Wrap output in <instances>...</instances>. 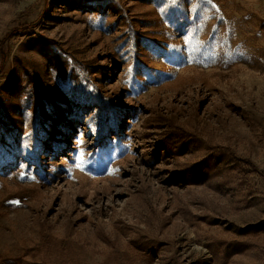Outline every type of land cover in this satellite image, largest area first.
<instances>
[{
    "label": "rangeland",
    "instance_id": "374dc122",
    "mask_svg": "<svg viewBox=\"0 0 264 264\" xmlns=\"http://www.w3.org/2000/svg\"><path fill=\"white\" fill-rule=\"evenodd\" d=\"M0 111V264H264V0H0Z\"/></svg>",
    "mask_w": 264,
    "mask_h": 264
},
{
    "label": "trees",
    "instance_id": "16d2710c",
    "mask_svg": "<svg viewBox=\"0 0 264 264\" xmlns=\"http://www.w3.org/2000/svg\"><path fill=\"white\" fill-rule=\"evenodd\" d=\"M2 114H3V112L2 111H0V130H2V131H0V135L3 133V131H5V125H4V120L2 119ZM152 158H154V159H156L157 158V152H153L152 153ZM248 164H249V162H247Z\"/></svg>",
    "mask_w": 264,
    "mask_h": 264
},
{
    "label": "snow or ice",
    "instance_id": "6c2138e0",
    "mask_svg": "<svg viewBox=\"0 0 264 264\" xmlns=\"http://www.w3.org/2000/svg\"><path fill=\"white\" fill-rule=\"evenodd\" d=\"M209 3H211V0H209Z\"/></svg>",
    "mask_w": 264,
    "mask_h": 264
}]
</instances>
